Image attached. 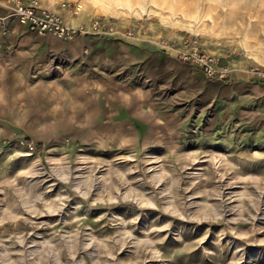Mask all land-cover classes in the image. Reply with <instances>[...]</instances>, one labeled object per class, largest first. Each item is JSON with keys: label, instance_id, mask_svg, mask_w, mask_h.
<instances>
[{"label": "rangeland", "instance_id": "374dc122", "mask_svg": "<svg viewBox=\"0 0 264 264\" xmlns=\"http://www.w3.org/2000/svg\"><path fill=\"white\" fill-rule=\"evenodd\" d=\"M40 1L196 34L230 74L144 72L154 113L95 121L61 105L57 50L20 66L0 97V264H264V0Z\"/></svg>", "mask_w": 264, "mask_h": 264}, {"label": "crops", "instance_id": "0c3cea01", "mask_svg": "<svg viewBox=\"0 0 264 264\" xmlns=\"http://www.w3.org/2000/svg\"><path fill=\"white\" fill-rule=\"evenodd\" d=\"M44 6L59 12L71 24H88L91 19L84 15L70 17L64 8ZM6 11L0 6V14ZM4 27L0 24V97L5 87L16 89L20 66L44 65L49 59L48 52L57 50L61 57L60 69L56 71L59 75L51 80L59 82L61 98L67 99L61 105H71L69 110L73 113L86 111L95 121L143 120L139 114L154 113V100L149 107L139 100L145 97L137 92L141 80H157L161 86L168 79L176 84L179 73L196 70L140 35L135 38L77 36L59 40L29 30L14 16L5 20ZM144 72L147 78L143 77ZM87 105L88 108L82 107Z\"/></svg>", "mask_w": 264, "mask_h": 264}, {"label": "built area", "instance_id": "2783aa9c", "mask_svg": "<svg viewBox=\"0 0 264 264\" xmlns=\"http://www.w3.org/2000/svg\"><path fill=\"white\" fill-rule=\"evenodd\" d=\"M0 3L7 9L6 13L0 14V24L14 16L29 30L40 34H52L64 39H73L77 36L120 37L122 35L131 38L138 36L134 26H127L121 30L115 20L109 16H95L88 24H71L59 12L44 6L40 0H0ZM80 7L79 5L70 7L68 9L70 16L79 14ZM148 39L162 51L197 67L208 78L224 79L230 74V67L209 52L196 34Z\"/></svg>", "mask_w": 264, "mask_h": 264}, {"label": "bare ground", "instance_id": "6f19581e", "mask_svg": "<svg viewBox=\"0 0 264 264\" xmlns=\"http://www.w3.org/2000/svg\"><path fill=\"white\" fill-rule=\"evenodd\" d=\"M0 6H2L4 9H5V11L7 10L1 3H0ZM79 6H81L80 4H79ZM71 17V16H70Z\"/></svg>", "mask_w": 264, "mask_h": 264}]
</instances>
